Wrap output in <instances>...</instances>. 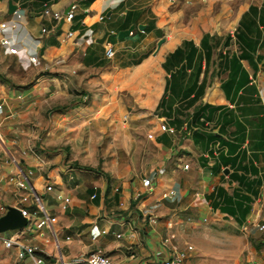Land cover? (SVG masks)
<instances>
[{
  "label": "crops",
  "instance_id": "crops-1",
  "mask_svg": "<svg viewBox=\"0 0 264 264\" xmlns=\"http://www.w3.org/2000/svg\"><path fill=\"white\" fill-rule=\"evenodd\" d=\"M8 1L15 12H7ZM73 1L0 0V35L18 48L8 53L0 45V197L5 207L32 209L28 189L15 185L22 179L50 219L1 235L14 233L15 242L35 246L40 264H82L79 259L94 250L112 264H154L179 252L187 264H221L199 256L191 261L196 237L232 227L241 229L247 264H264V230L256 227L264 222V0L224 1L222 16L187 21L184 30L169 34L160 20L177 28L168 9L174 0L163 17L154 8L156 0H77L69 19L42 13L44 7L63 13ZM138 23L144 27L138 29ZM129 24L134 25L130 33L116 38ZM104 31L103 42L95 41ZM159 37L164 39L154 50ZM107 46L111 57L105 56ZM30 54H36L35 62L28 60ZM150 55L154 74L142 70L123 78L125 69L147 66ZM46 65L57 72L44 73ZM74 69L109 71L116 83L145 89L137 101L144 110L136 120L148 122L151 138L138 169L106 177L71 165L70 158L77 159L73 153L64 157L61 149H44L81 141L73 129L74 108L59 110L73 100L69 73ZM146 110L153 111L148 118L142 116ZM160 123L173 131L160 130ZM4 125L18 133L19 144L6 136ZM33 145L37 159L24 153ZM142 178L149 183L142 184ZM168 189L172 196H165ZM16 247L0 241V264H33L27 256L17 258Z\"/></svg>",
  "mask_w": 264,
  "mask_h": 264
},
{
  "label": "rangeland",
  "instance_id": "rangeland-1",
  "mask_svg": "<svg viewBox=\"0 0 264 264\" xmlns=\"http://www.w3.org/2000/svg\"><path fill=\"white\" fill-rule=\"evenodd\" d=\"M150 1L138 0L136 3L140 4ZM224 1L227 2V0L206 2L204 0H192V2L174 0L172 4H169L172 2L171 0H156L154 8L157 10L158 15L163 17L166 13L165 6L169 4L168 9L173 11L171 16V19L175 23L173 27L177 28L172 29L167 20H160L163 31L169 34L184 30L185 27L182 28V26L187 21L196 20L202 22L207 19L213 20L219 15L222 16L226 13L224 11L226 7ZM159 2L163 4L160 6L158 5ZM230 13H233V7ZM152 58V55L147 58L149 61L145 67L136 66L130 70L125 69L123 78L133 79L143 72L142 70L154 74L156 64L152 63ZM53 65L55 64L53 63ZM53 68L51 65H46L44 73L51 74L57 72ZM83 72V69H74V72L69 73L73 77L74 83L72 84L73 100L70 104L67 103L59 109L61 111L68 110V106L71 109L74 108L72 112L77 117V122L73 125V129L77 131L75 134L79 135L81 139L80 143H77V145L59 143L54 146L45 147L44 149H61L65 153L64 157L68 156V154L71 156L73 153L78 160L71 156V165L82 166L96 172L99 171L106 177L109 175L117 176L138 169L147 159V149L151 138L148 122L140 123L136 120V114L144 110L142 106L138 105L137 101L144 97L145 89L139 87V83L119 82L118 84L116 83L114 74L109 71L94 69L91 72ZM76 74H78V78L75 76ZM114 84H118L120 87L117 86L116 92L114 90L111 93V87ZM154 92L155 88L153 86L146 100L147 106H150ZM152 113V110H146L145 113H142V116L145 115L148 118ZM147 118L143 119L147 121ZM120 125L121 127L124 125V128L118 129ZM2 127L0 125V131H2ZM4 132H6L8 138L14 141V145L20 143L17 138L18 133L9 129V125H4ZM99 135H102V137H95ZM113 135L114 138L112 137ZM35 147L34 145L32 147L26 146L24 153L26 152L33 157H37L36 153L38 154V152ZM40 150L39 152H43V149ZM80 156L84 157L83 161L79 159ZM0 161L4 162L1 150ZM8 188L11 190L12 186L9 185ZM0 191H2V188H0ZM4 202L6 200L0 197V203L3 205ZM43 204L44 206H48L49 201L43 199ZM37 212V214H41L39 210ZM240 230L239 228L222 227V229L218 230L204 231L196 237V251L191 256V261L197 262L200 257L203 260H207V262H211L214 258L217 259L216 262L219 260L221 264L249 263L243 259L245 251L243 253L240 251L242 239H244L241 236ZM245 241L248 242V240Z\"/></svg>",
  "mask_w": 264,
  "mask_h": 264
},
{
  "label": "built area",
  "instance_id": "built-area-1",
  "mask_svg": "<svg viewBox=\"0 0 264 264\" xmlns=\"http://www.w3.org/2000/svg\"><path fill=\"white\" fill-rule=\"evenodd\" d=\"M75 1L77 0H74L72 3H70L68 9L63 13L59 11H50L47 7L43 8L42 13L50 14L55 19H69L72 16V10L75 7ZM12 12H15V10H13ZM16 17L19 18L20 13H16ZM41 29L43 30V28ZM0 45H2L8 53H16L18 51V48L15 45V42L11 38L4 36L3 34L0 35ZM104 52H105L106 57H111L113 53L110 46H107ZM28 60L30 62H35L36 54L28 55ZM159 128L160 130H167L169 132L173 131L171 127L166 126L164 123H160ZM187 165H188L187 163H184L183 167L186 168ZM141 182L144 185H147L149 183L147 178H142ZM15 185L18 188L28 189V192L32 198V204L34 205L32 209L25 207V206L18 207L21 215L24 216L26 219V223L22 228L30 229L32 226L40 227L44 224H49L50 223L49 216L46 214L43 208L39 195L33 192L30 189V187H28L26 183L24 182V180L22 179H17ZM50 188L51 186L49 184L45 185V189L48 190ZM164 194L165 196H172L174 192L172 189H168L167 192ZM64 200L66 199L64 198ZM5 210H6V207L4 205H0V214L3 213ZM37 210L41 212V215H39L38 219H36L34 215ZM256 227L258 229L264 230V222L257 223ZM51 233L53 235L55 243H57L55 232L51 230ZM117 235L118 234H116V236ZM14 236L15 234L12 233L11 235L7 237H3L0 232V241L2 242L5 248H9L13 244L17 245L15 249V255L17 258L20 259V258L27 256L31 259L33 264H40L41 259L37 255L36 247L31 244H22V243L15 242ZM65 238H69V237L65 236ZM77 261L78 259L74 260V262H77ZM78 262H81L82 264H112L111 259L106 254H104L101 251H97V250L87 252L81 259H79ZM154 264H187V263L185 261L183 253L179 252V253H173L169 257L159 259L156 262H154Z\"/></svg>",
  "mask_w": 264,
  "mask_h": 264
},
{
  "label": "water",
  "instance_id": "water-1",
  "mask_svg": "<svg viewBox=\"0 0 264 264\" xmlns=\"http://www.w3.org/2000/svg\"><path fill=\"white\" fill-rule=\"evenodd\" d=\"M14 5L10 3V1L7 2V12L10 13L14 10ZM109 11L106 12L108 14ZM136 27L138 29H142L144 27L143 24L138 23L136 24ZM134 28L133 24H129L126 28L120 29L116 32V38H122L123 36L130 33V31ZM108 34V31H104L102 35L95 39L97 42H102L106 35ZM164 37H159L156 40L155 48L156 50L160 43L163 41ZM26 223V219L24 216L21 215L20 210L15 206H7L6 210L0 214V232H3L4 230H12V229H20L22 228Z\"/></svg>",
  "mask_w": 264,
  "mask_h": 264
},
{
  "label": "bare ground",
  "instance_id": "bare-ground-1",
  "mask_svg": "<svg viewBox=\"0 0 264 264\" xmlns=\"http://www.w3.org/2000/svg\"><path fill=\"white\" fill-rule=\"evenodd\" d=\"M0 142H1V139H0Z\"/></svg>",
  "mask_w": 264,
  "mask_h": 264
}]
</instances>
